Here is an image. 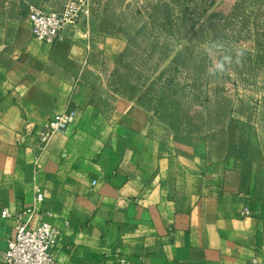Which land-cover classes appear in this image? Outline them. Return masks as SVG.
Here are the masks:
<instances>
[{"label": "crops", "instance_id": "crops-1", "mask_svg": "<svg viewBox=\"0 0 264 264\" xmlns=\"http://www.w3.org/2000/svg\"><path fill=\"white\" fill-rule=\"evenodd\" d=\"M63 1L0 0V264L38 188L57 264H264V91L176 129L109 87L127 42L92 31V15L53 43L33 36L30 5ZM71 99L76 122L37 156V127Z\"/></svg>", "mask_w": 264, "mask_h": 264}, {"label": "rangeland", "instance_id": "rangeland-1", "mask_svg": "<svg viewBox=\"0 0 264 264\" xmlns=\"http://www.w3.org/2000/svg\"><path fill=\"white\" fill-rule=\"evenodd\" d=\"M93 1L92 31L127 42L109 87L176 129L219 124L264 91V0Z\"/></svg>", "mask_w": 264, "mask_h": 264}, {"label": "built area", "instance_id": "built-area-1", "mask_svg": "<svg viewBox=\"0 0 264 264\" xmlns=\"http://www.w3.org/2000/svg\"><path fill=\"white\" fill-rule=\"evenodd\" d=\"M93 3L91 0H65L59 7L45 10L37 5H30L28 17L32 25L35 38L49 43L61 37L65 29L73 30L83 16H91ZM79 91L78 82L75 83L73 96ZM74 100V99H73ZM77 107L71 99L69 107L54 113L45 123L37 127L36 150L37 156L47 148L53 135L66 131L76 122ZM23 143L25 135L20 139ZM46 191L38 188L32 206L18 211L15 217V234L7 238V246L1 256L3 264H57L56 253L61 230L46 217L51 211L42 209ZM251 209L245 207L242 211L249 214ZM9 208L3 209L1 216H11ZM256 261V259H254ZM125 264V259L121 260Z\"/></svg>", "mask_w": 264, "mask_h": 264}]
</instances>
